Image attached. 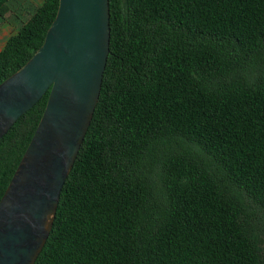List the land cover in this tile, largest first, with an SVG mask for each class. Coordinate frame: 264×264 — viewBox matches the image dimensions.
I'll list each match as a JSON object with an SVG mask.
<instances>
[{
	"label": "trees",
	"instance_id": "1",
	"mask_svg": "<svg viewBox=\"0 0 264 264\" xmlns=\"http://www.w3.org/2000/svg\"><path fill=\"white\" fill-rule=\"evenodd\" d=\"M58 8L41 0L7 39L0 83ZM110 13L99 101L35 264H264V0H110ZM49 93L0 139V200Z\"/></svg>",
	"mask_w": 264,
	"mask_h": 264
},
{
	"label": "water",
	"instance_id": "2",
	"mask_svg": "<svg viewBox=\"0 0 264 264\" xmlns=\"http://www.w3.org/2000/svg\"><path fill=\"white\" fill-rule=\"evenodd\" d=\"M110 0H59L43 44L0 83V139L49 90L41 120L0 200V264H35L99 101Z\"/></svg>",
	"mask_w": 264,
	"mask_h": 264
},
{
	"label": "rangeland",
	"instance_id": "3",
	"mask_svg": "<svg viewBox=\"0 0 264 264\" xmlns=\"http://www.w3.org/2000/svg\"><path fill=\"white\" fill-rule=\"evenodd\" d=\"M40 3L41 0H10V12L4 17L0 16V50Z\"/></svg>",
	"mask_w": 264,
	"mask_h": 264
}]
</instances>
